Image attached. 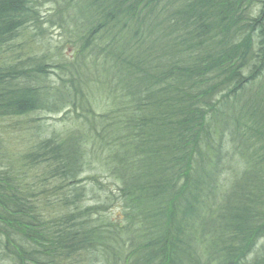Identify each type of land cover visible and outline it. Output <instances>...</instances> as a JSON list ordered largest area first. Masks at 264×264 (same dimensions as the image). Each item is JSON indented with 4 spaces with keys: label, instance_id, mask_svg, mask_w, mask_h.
Wrapping results in <instances>:
<instances>
[{
    "label": "trees",
    "instance_id": "1",
    "mask_svg": "<svg viewBox=\"0 0 264 264\" xmlns=\"http://www.w3.org/2000/svg\"><path fill=\"white\" fill-rule=\"evenodd\" d=\"M248 1L61 0L73 52L49 86L52 64L18 48L37 1L0 0V120L76 115L22 159L0 141V264H264V0ZM96 159L105 201L77 182Z\"/></svg>",
    "mask_w": 264,
    "mask_h": 264
},
{
    "label": "rangeland",
    "instance_id": "2",
    "mask_svg": "<svg viewBox=\"0 0 264 264\" xmlns=\"http://www.w3.org/2000/svg\"><path fill=\"white\" fill-rule=\"evenodd\" d=\"M37 1L36 9L39 13L40 30L35 31L33 28H28L24 35V40L21 39V44L18 46L22 58L34 57L37 60L46 58L47 73L43 77L47 85L56 86L58 77H61L59 72L53 67L57 61L66 62L71 59L73 45L70 40H67L68 32L59 28V22L54 15L61 0H35ZM262 0H253L245 2L243 7H246L252 2L254 12L262 7ZM40 35V37H38ZM50 83V84H49ZM93 109L98 112L105 110L106 103L104 98L97 96L92 100ZM76 120L75 113H70L68 108H62L57 112L35 111L20 118L0 120V141L4 145L5 152L12 157L13 160L21 159L30 151V148L43 136H66L67 132L74 127ZM99 160H93L90 166L82 168L81 173L77 178L80 187L91 188L94 186L95 192L100 196L101 201H105V195L110 197L114 195V186L106 179L104 172L100 169ZM84 204H93L97 202L94 197L88 196L83 199ZM108 210L112 205H107ZM114 212L116 208L112 209Z\"/></svg>",
    "mask_w": 264,
    "mask_h": 264
}]
</instances>
